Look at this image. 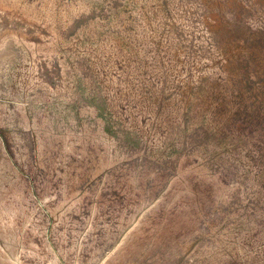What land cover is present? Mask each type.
<instances>
[{
    "label": "rangeland",
    "instance_id": "1",
    "mask_svg": "<svg viewBox=\"0 0 264 264\" xmlns=\"http://www.w3.org/2000/svg\"><path fill=\"white\" fill-rule=\"evenodd\" d=\"M0 264H264V0H0Z\"/></svg>",
    "mask_w": 264,
    "mask_h": 264
}]
</instances>
